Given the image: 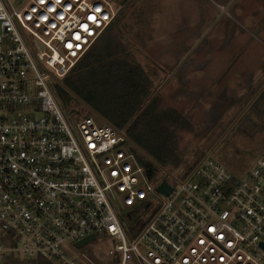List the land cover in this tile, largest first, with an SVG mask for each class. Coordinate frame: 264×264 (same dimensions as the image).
<instances>
[{
  "label": "built area",
  "instance_id": "2783aa9c",
  "mask_svg": "<svg viewBox=\"0 0 264 264\" xmlns=\"http://www.w3.org/2000/svg\"><path fill=\"white\" fill-rule=\"evenodd\" d=\"M118 14L112 0H0V264H264V156L243 176L203 156L172 185L127 129L67 119L52 79ZM90 235L114 242L71 258L65 244Z\"/></svg>",
  "mask_w": 264,
  "mask_h": 264
},
{
  "label": "rangeland",
  "instance_id": "374dc122",
  "mask_svg": "<svg viewBox=\"0 0 264 264\" xmlns=\"http://www.w3.org/2000/svg\"><path fill=\"white\" fill-rule=\"evenodd\" d=\"M112 2L119 14L105 37L142 66L151 84L149 99L157 96L161 107L181 112L193 125L192 130L177 131L183 165L204 156L235 176L246 174L264 156V102L215 144L264 85V0ZM64 78L52 79L56 90ZM61 106L69 122L87 114L101 123L78 98ZM166 168L168 181L177 185L175 178L183 169ZM113 242L100 237L83 249L73 243L65 248L82 263V251L91 253L99 244L108 248ZM106 264H115V259Z\"/></svg>",
  "mask_w": 264,
  "mask_h": 264
},
{
  "label": "trees",
  "instance_id": "16d2710c",
  "mask_svg": "<svg viewBox=\"0 0 264 264\" xmlns=\"http://www.w3.org/2000/svg\"><path fill=\"white\" fill-rule=\"evenodd\" d=\"M113 26L114 23L108 30ZM105 33L58 85V97L65 104L77 98L85 102L118 127L127 129L129 136L163 166L178 167L184 160L177 131L187 127L192 130L193 125L181 112L161 107L157 96L149 99L151 84L144 69ZM262 102L264 89L244 115L249 117ZM243 116L240 121L244 123ZM146 167L156 173L154 167Z\"/></svg>",
  "mask_w": 264,
  "mask_h": 264
},
{
  "label": "water",
  "instance_id": "95a60500",
  "mask_svg": "<svg viewBox=\"0 0 264 264\" xmlns=\"http://www.w3.org/2000/svg\"><path fill=\"white\" fill-rule=\"evenodd\" d=\"M264 89V85L262 86V88L254 95V97L250 100V102L246 105V107L243 109V111L238 115V117L235 119V121L232 123V125L228 128V130L223 134V136L219 139V141L215 144L217 145L221 139L225 136V134L229 131V129L237 122V120L243 115V113L251 106V104L255 101V99L259 96V94L262 92V90ZM83 102V101H82ZM85 103V102H83ZM165 186H167V190L166 193H169V189H171V187L169 185H167L165 182L161 185L160 189H163ZM95 235H90L88 237H86L85 239H82L80 241H77L75 243L76 247H83L85 246L89 241H91L92 239H94ZM262 246H264V244L262 243Z\"/></svg>",
  "mask_w": 264,
  "mask_h": 264
},
{
  "label": "flooded vegetation",
  "instance_id": "af4514ba",
  "mask_svg": "<svg viewBox=\"0 0 264 264\" xmlns=\"http://www.w3.org/2000/svg\"><path fill=\"white\" fill-rule=\"evenodd\" d=\"M245 107H246V106H245ZM246 111H247V110H246ZM246 111H245V112H246ZM245 112H244V113H245ZM244 113H243V115H244ZM243 115H242V116H243ZM242 116H241V117H242ZM237 117H238V116H237ZM237 117H236V118H237ZM241 117L237 120V122L240 121ZM236 118H235V119H236ZM234 121H235V120H234ZM237 122H236V123H237ZM236 123H235V124H236ZM231 125H232V124H231ZM231 125H230V126H231Z\"/></svg>",
  "mask_w": 264,
  "mask_h": 264
}]
</instances>
